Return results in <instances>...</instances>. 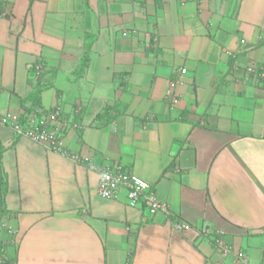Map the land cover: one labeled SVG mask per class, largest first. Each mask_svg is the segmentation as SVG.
Listing matches in <instances>:
<instances>
[{
	"label": "crops",
	"instance_id": "0c3cea01",
	"mask_svg": "<svg viewBox=\"0 0 264 264\" xmlns=\"http://www.w3.org/2000/svg\"><path fill=\"white\" fill-rule=\"evenodd\" d=\"M259 65L264 0H0V115L59 106L79 125L74 160L0 123V264H264ZM104 166L193 228L100 196Z\"/></svg>",
	"mask_w": 264,
	"mask_h": 264
},
{
	"label": "built area",
	"instance_id": "2783aa9c",
	"mask_svg": "<svg viewBox=\"0 0 264 264\" xmlns=\"http://www.w3.org/2000/svg\"><path fill=\"white\" fill-rule=\"evenodd\" d=\"M247 71L258 74L264 80V65L247 66ZM180 72L184 73L185 68L180 69ZM173 102H176V99H173ZM0 123L8 124L17 135L26 136L33 141L45 144L49 149L67 155L74 160H79L77 155L68 152L63 147L64 132L69 128H78L79 125L65 117L59 106H54L48 110L31 109L25 115L24 120L19 114L8 112L0 115ZM98 192L100 196L110 199L117 198L121 193H124L129 205L141 204L150 216L162 213L175 229L189 231L193 228L190 223L185 221L170 219L171 212L168 204L157 198L151 185L143 178L134 173L126 172L120 167H101ZM0 225L12 232L11 227L4 220L0 219ZM196 231L198 236L210 238L213 249L220 255L225 257L233 253L232 245L226 242L220 229H214L209 224L204 223L197 227ZM235 257L242 259L244 254L238 251L235 253Z\"/></svg>",
	"mask_w": 264,
	"mask_h": 264
},
{
	"label": "trees",
	"instance_id": "16d2710c",
	"mask_svg": "<svg viewBox=\"0 0 264 264\" xmlns=\"http://www.w3.org/2000/svg\"><path fill=\"white\" fill-rule=\"evenodd\" d=\"M29 111H31V110H26V111H24L23 115L21 116V119H22V120H24L25 115H26ZM2 210H3V209H2ZM3 211H4V210H3Z\"/></svg>",
	"mask_w": 264,
	"mask_h": 264
},
{
	"label": "rangeland",
	"instance_id": "374dc122",
	"mask_svg": "<svg viewBox=\"0 0 264 264\" xmlns=\"http://www.w3.org/2000/svg\"><path fill=\"white\" fill-rule=\"evenodd\" d=\"M10 226V225H9ZM6 232H8V230H5ZM9 233H11L12 234V232L11 231H9ZM12 236V235H11Z\"/></svg>",
	"mask_w": 264,
	"mask_h": 264
}]
</instances>
